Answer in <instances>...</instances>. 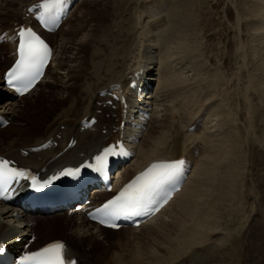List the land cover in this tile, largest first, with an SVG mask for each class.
<instances>
[{
    "label": "bare ground",
    "instance_id": "bare-ground-1",
    "mask_svg": "<svg viewBox=\"0 0 264 264\" xmlns=\"http://www.w3.org/2000/svg\"><path fill=\"white\" fill-rule=\"evenodd\" d=\"M38 1L40 0H0V30L10 27L9 25H11L12 21H17V19L24 16V13H22L24 8ZM195 1L196 0H152L150 5L146 4L142 9L144 12L142 14H146L145 18L151 19L148 20V22H150L146 27L153 31L159 28L157 23L164 19V17L159 16V14L162 13L165 8L168 9L165 18L168 17L170 22H172V27H174L172 33L169 35L172 44L177 45L175 46L179 56L185 58L182 62L194 60L197 56V49L194 46L197 40L194 31L197 28V22L194 20L197 18L194 19L195 13L192 10V5ZM86 2L81 3L77 7V10ZM111 2L114 3V0H97L92 2L88 6V9L90 7L92 10L89 13V16H91L89 21L91 22L93 20L95 25L93 27H86V25L83 31L80 29V31H77L78 36L75 35L77 36L76 38L64 42L61 46L62 54L60 56L63 60H60V62L57 61V52L55 50L52 64L49 65L43 80L33 91L20 99L17 104H9V102H7L6 105H3V103L0 104V109L3 110L4 113L7 114L11 111V113H16L17 117L20 118V122L15 123V115L12 120L13 126L11 127L10 125L4 130H0L1 142L4 140L3 134H6L8 130H10L13 136L15 135L18 137V140H20L18 144L21 146L17 149L13 147L7 148L10 149L8 150L10 151L8 155L12 156V159L18 160L21 166L26 168L30 167L37 172L45 171L44 176L55 169L68 165H78L114 137L113 129L116 119V117L114 118V114H117V117H119V112H111L108 107L103 108L97 105L98 103L104 104L107 101H111L110 97L102 96V92L106 89L108 90L114 84H119L121 88H126L125 82L127 76L140 68L146 69L149 76L153 77V70L149 71L148 67L149 63H151V66L157 67V81L159 82L157 87L158 94L156 98L153 99L152 103L155 106L158 102L169 101L172 102L170 106L178 110H174L176 113L171 114L170 107L164 104L160 105L163 108V116L165 119L158 120L157 118H152L146 134L137 131V137H144L141 138L142 141L137 148L135 147L136 157L131 162V165L123 166L117 173H114V176L116 175V180L121 177L125 178V176L129 178L130 174L140 170L148 162L155 160H173L185 156L193 161L194 158L192 159V156L196 149L205 155L203 156L204 159H194V166L190 178L185 183L184 188L160 211L155 219L139 227V229L120 230L118 232L97 229L94 225L83 219V217L81 218L76 213L70 211L49 217H26L20 211L14 213L13 210L7 211L0 208V243L9 244L10 247L14 249L18 244H22L21 242H23L24 239L27 241L28 236L31 234L38 236V246L45 245L55 240H63L68 242H66V244L70 247L69 252L71 255L81 261V258L88 254H85V250L81 251L72 248L69 243L79 245L83 243L94 244L98 248L103 247V249H105L104 246L107 242L104 240V234L107 233L108 235L116 236L123 231L125 234L120 235L121 239H118L119 241L116 245L121 248V251H118L119 254L124 253L126 255L127 253H131V259L127 264H234V262H236V264H264V220H258V218H261V214H263L261 187L264 188V174L262 178L252 180L254 181V190L252 193L256 196V202L253 201L255 203L254 206H251L250 210L245 208L242 209L243 198L242 191L240 192V190H242L240 189V176L242 175L243 164L242 147L244 146L247 149V144L249 145V142L254 141V146L258 147L257 150L260 156H264V140L260 143V140L255 136V129L257 126H254L253 123L254 119H260L261 122L264 123V92H261L258 98L259 107L255 108V97L252 98L248 96L251 92L256 94L255 88H251L253 91H245L246 97L244 101L248 103L246 107L247 116L238 119L239 121H243L244 118H247V127L245 130L233 126L236 113L232 114L224 108L220 109L219 106L217 108L214 106L216 108H214V111L216 116H220L218 119L220 120L219 124H217V128L220 130H217V128L211 130L210 127H208V123H211V121H207L208 119L203 111L198 110V112H195L199 107L194 106L193 108L195 109H193L191 106L194 104L193 102L191 103V100L195 93H182L186 81L179 79L178 76L173 77L174 72L170 71L168 67L169 61L161 58L163 60H157L155 66L153 65V57L149 56V53L148 55L145 53V56L140 54L145 58L144 61L139 60L138 57L131 60L133 44L129 43V38H126L127 33H123V30L119 29L118 35L124 34L125 40L119 47L112 48L107 51V53L103 54L104 58L101 59V62L92 63L93 65L89 63V65H87L85 63L86 59L84 57V52L89 44L91 46V44L97 43L106 34L108 28L104 25L100 27V25L103 23L105 19L104 16H106V13L112 5ZM166 2L168 3L165 7ZM14 6H17V8ZM244 7V11L252 15L249 19L241 20L240 17L237 18L238 25L244 28L241 29L238 38H244L248 25L252 24L250 28H252L255 33L252 35L255 46L248 49L249 53L247 55H245L244 52L242 53V51L241 53L244 54L243 61L245 65H250L254 70V74L261 80L259 85L262 88L264 87V80L261 79L256 72L258 70L260 75L264 76V0H250L248 6L244 5ZM238 12L240 13L241 11L239 10ZM72 17L73 14L68 17L65 23L59 28L58 32L51 36L52 39L61 33L64 26L67 25ZM81 17L80 20H83L85 23L86 13L84 12V15ZM195 17L197 16L195 15ZM13 18L17 19L13 20ZM116 31L118 32L117 25ZM164 31H159L160 33L158 32V35H151L152 31H150L149 38H146L149 34L147 35L145 33L146 35L144 37V33H142V39L145 42H158V46L161 47L162 45L159 44L158 39L165 35ZM259 31H263V33H257ZM10 37L11 33H8L6 42H9V39H11ZM138 38L140 39L139 36ZM127 44L128 46L126 47ZM145 46L150 51L155 50L150 47L151 45L149 46L146 44ZM241 48L243 50L244 46L242 45ZM68 49H75L76 53L69 54L67 52ZM0 51H5V60L11 58L12 46L10 43L0 45ZM97 51L99 50L96 49L95 53H97ZM66 52L68 54H66ZM134 55L136 56V54ZM255 57L256 59H254ZM256 61L258 64H256ZM71 62L75 64L73 68L70 67ZM53 66H58L60 70H65L66 80L72 82L71 85H73V88L70 86H63V84L60 86L65 90L67 95L66 101L77 99L75 103L69 104L66 109L62 110L55 117L48 118L47 120H50V124L46 121L41 127H35L37 129H34V125L25 119L27 116L20 112L18 105L21 102L29 100V98L37 92L39 86L43 84L49 76ZM1 69L2 59L0 57V70ZM247 74L250 76L249 73ZM1 83L2 80L0 79V95L6 92ZM79 84L81 90L78 91L77 87H79ZM182 94L184 97L181 101ZM42 96L41 99H37L38 101L29 103L27 108L37 109L38 106L46 103L49 111L47 112L52 113L58 108L56 104L59 106V104L62 103V100L57 101L54 94H49L48 96L43 94ZM79 96H81V98L78 99ZM173 98L174 100H172ZM209 101L206 105L204 104L203 110L205 112L207 109L211 108L212 101ZM213 103L212 107L214 105ZM8 105L10 108H8ZM238 105L239 110L237 112L240 115L241 107L239 103ZM188 106H191L190 112L181 111V108L186 109ZM99 110L103 112L102 115L97 114ZM106 114H110V118L106 119ZM87 115L97 117L98 124L95 126L94 131L80 133V120ZM207 115L209 116V114ZM203 116L206 117V119L203 118ZM189 122L190 124H188ZM155 123L156 129L153 128V124ZM184 123L187 124L185 130L182 128ZM194 125H196L195 130L189 132L188 128ZM62 127L63 129H61ZM243 127L245 126L242 125V128ZM103 130H105L107 134H103ZM215 131L217 132L216 134ZM250 134L251 136L247 138ZM59 135L61 138L57 139ZM51 138L59 145L56 149H50L36 154L29 152L31 148L39 146ZM70 138L77 140L76 146L59 155L66 147ZM10 143L13 144L12 142ZM20 150L28 151L29 155L22 157L20 153L22 151ZM0 156L3 155L0 153ZM196 164H198V167ZM247 165L249 170L252 171V175L254 173L259 174L262 170L258 169L261 164L258 163L253 152L247 155ZM262 166H264V164ZM214 178H216L217 181H214ZM225 184L226 187H224ZM107 197L108 195L96 193L94 200L99 202L107 199ZM246 199H244V201H246ZM225 200L231 201V212H233V214L235 213L239 217L246 214L245 222L241 224L243 227L239 230L238 237L233 238L232 233H229L233 238L230 245H225V238L228 234H222L225 231L221 232V234L213 233L208 236L209 233L215 229L220 228L224 230L221 221H218V219H221V210L223 211V208L220 210L222 207V205H220L222 204L221 201ZM253 216H256V218H253ZM165 217L169 219L162 221L157 228H151L153 224ZM4 220H10V222L13 220L17 226H12V228H10L5 222H2ZM57 232L62 233L61 239L53 237ZM141 236L143 238H140ZM247 243H249V247ZM84 247L86 248L88 245ZM93 252L95 251L93 250ZM119 254L116 256H119ZM116 256L113 255V258ZM109 259L110 258H108V260Z\"/></svg>",
    "mask_w": 264,
    "mask_h": 264
},
{
    "label": "rangeland",
    "instance_id": "rangeland-1",
    "mask_svg": "<svg viewBox=\"0 0 264 264\" xmlns=\"http://www.w3.org/2000/svg\"><path fill=\"white\" fill-rule=\"evenodd\" d=\"M95 1H97V0H85L84 2H86V3L83 6H81L79 10H77V9L75 10V12L73 13V17L69 20L67 25L64 26L61 33H59L58 36H56L54 39H52L53 43L55 44V49L57 52V61L60 62V60H63L62 57H61L62 59L60 58V56L62 54L61 46L64 44V42L66 40L76 38L78 36L77 31L79 29L83 31V28L86 25H87L86 27H93L95 25L93 20L91 22L89 21V19H91V16H89L90 15L89 13L92 10L90 9V7L88 9V6L92 2H95ZM246 1L247 0H196L192 5V8H193L192 10L194 11L195 15L197 16V17H195V15H194V19L197 18L194 20L197 22V24L195 22L197 28L195 27L196 29L194 30L195 31V37H197L196 44L194 45L195 48L197 49V56L194 60H186V61L182 62V60H185V58H183L182 56H179L178 52L176 51L177 45L172 44V40H171L170 35H169L172 33V30L174 27H172V22H170L169 18L168 17L165 18L166 14L168 12L167 8H165L164 11H162V13L159 14V16L164 17V19H163V21L157 23L159 28L156 29L155 31H153L152 29H149L148 27H146V26H148V23L150 22V21L148 22V20H151V19H146L145 18L146 14H142V13H144L142 10L143 7L146 4L150 5L152 3V0H114V3L111 2L112 5L110 6L109 11L106 13V16H104L105 19L103 20V23L100 25V27L104 25L105 27L108 28V30H107L106 34L104 35V37L101 38L100 41H98L95 44H91V46H90V44L88 45L86 51L84 52V57L86 59L85 63L87 65H89V63L92 64V63L101 62V59L104 58L103 54L107 53V51L111 50L112 48L119 47L123 43V41L125 40L124 34L118 35L119 29H121L124 31L123 33H127L126 38L127 39L129 38V41H130L129 43L133 44V51H132L131 60L135 59V57L136 58L138 57L139 60H144L145 58L142 57V55L145 56V53H147V55L149 53V56L153 57L152 58L153 62H157V60L160 61L163 59L169 61L168 67H169L170 71L174 72L173 77L178 76L179 79L186 81L184 83V88L182 89L183 90L182 93L183 94H184V92L195 93L192 96L193 98L191 100V103L193 102L194 104L191 106H192V108L194 106L199 107V109H196L195 112L196 111L198 112V110L203 111V113L205 114V116L208 119L207 121H211V123H208V127H210L211 130L216 129L218 127L217 124H219V121H220V120H218L220 118V116H216L215 111H214L218 106L220 109L224 108L232 114L236 113V116H234V120H233V122H234L233 126L237 127V128H241L242 130H245V128L247 127V118H244L243 121L238 120V119H241V118L247 116L246 107L248 106V103L244 101V99L246 97L245 91L246 90L253 91L251 88L252 87L255 88L256 94L254 92H251L248 95L249 97L251 96L252 98L255 97V101H254L255 108L259 107L258 98L261 95V92H264V87L261 88L259 85L261 80L259 79V77L256 76V74H254L253 68L250 65H245V62L243 61L244 60V54H242V53L244 52L245 55H247L249 53L248 49L253 48L255 46V44H254L255 41H253V37H252V35L255 33L253 32V29L250 28V27H252V24L248 25L247 30H246V36L242 39L238 38L239 33L241 32V29H244V28H241L240 25H238V23H237L238 19L237 18L240 17L241 20H244V19L251 18V15H252V14L246 13L244 11L245 10L244 5L248 6L250 0H248L247 2ZM84 2H82V3H84ZM167 3L168 2L165 3V7H166ZM194 4H196V5H194ZM14 7L17 8V6H14ZM239 10L241 11L240 13L238 12ZM84 12L86 13L85 23L83 22V20L82 21L80 20L82 18L81 16L84 15ZM137 12H139V13H137ZM143 15H145V16H143ZM116 25L118 27V32L116 31ZM120 26H122V27H120ZM135 30H137V31H135ZM140 30H141V32H140ZM150 31H152L151 35L152 34L158 35L159 31L165 32V35H163L162 37H160L158 39L159 44L162 45L161 47L158 46V42H145V41H143L142 38H143V36L145 37L146 34L147 35L149 34L146 37V38H149V36H150L149 32ZM142 33H144L143 36H142ZM248 33H249V35H248ZM257 33H263V31H259ZM75 35H77V36H75ZM116 35H117V37H116ZM138 36L140 37V39L138 38ZM144 42H145V44H144ZM146 44L149 46L151 45L150 47L154 48L155 50L150 51L148 48H146V46H145ZM242 45L244 46V48H243L244 51L241 48ZM127 46H128V44L126 45V47ZM157 47H158V49H157ZM240 48H241V50H240ZM245 48H246V50H245ZM96 49L99 50V51H97L98 54L95 53ZM143 51H144V53H143ZM241 51H242V53H241ZM67 52L69 54H75L76 50L75 49H71V50L68 49ZM67 52H66V54H68ZM134 54H136V56ZM140 54H142V55H140ZM161 58H163V59H161ZM254 59H256V57ZM174 60H175V62H174ZM81 61H82V59H81ZM9 63H10V61L5 65V67ZM256 64H258L257 61H256ZM73 65L75 66V64H73L71 62L70 67L73 68L74 67ZM65 72H66L65 70H60L58 66H56V67L53 66L51 69V72L49 73V76L47 77V79L43 82V84H41L39 86V88H38L39 91L37 90V92L31 98H29V100L19 103L18 107L20 109V112H22V114L27 116V118H25V119H27L28 121H30V123L32 125H34L33 126L34 129L41 127L44 123H46V121L48 123L50 121V120H47L48 118L55 117L62 110L66 109V107H68L69 104L76 102L77 98L71 99L70 101L67 102L66 101L67 95L65 93V90L60 87L63 84V86H66V87L70 86L73 88V85H71L72 82H69L66 80L67 78H66ZM247 73H249L250 76H248ZM256 73L260 76L261 79L264 80V76H261L258 70ZM77 90L78 91L81 90L80 84H79V87H77ZM43 94H45L46 96H48L49 94H54V96H56L57 101L62 100L61 101L62 103H60L59 106H58V104H56V106L58 108L56 107L57 109L55 112L54 111L52 113L50 112L51 114L48 113L49 112L48 107H47L48 105L46 103L41 104V106H38L37 109H32L29 107L27 108L29 103H31V102L34 103L35 101H38L37 99H41L43 97L42 96ZM183 94L181 96L182 97L181 101L183 100V97H184ZM243 94H244V96H243ZM75 97H77V96H75ZM194 97L197 98L198 100L195 99ZM79 98H81V96H79L78 99ZM172 100H174V98ZM209 100L212 101L211 102V108L207 109V111L205 112L203 110V108ZM212 103L214 104L213 107H212ZM238 103L240 104V107H241L240 115L237 112L239 110ZM156 104H157V105H155L156 109H155L153 117H152L153 119L154 118H157L158 120H163V118L165 119V117L163 116V114H164L163 108L160 105L164 104V105H167L168 107H170L171 108V110H170L171 114L176 113L175 111L178 110L176 108L173 109V106H170V105H172V102H169V101L168 102L167 101L158 102ZM191 106L186 107V109L181 108V111L190 112ZM193 109H195V108H193ZM8 113L12 114V115L13 114L16 115V113H11V111H9ZM207 114H209V116ZM206 117L203 116V118H205V119H206ZM30 118L32 119V122H31ZM16 122H20V118H18L17 115L15 116V123ZM253 123H254V126H257L255 129V136L257 137V139L260 140V143H262V140H264V123H262L260 119H254ZM49 124H50V122H49ZM188 124H190V122ZM153 125H154L153 128L156 129V123ZM242 125H244L245 127L242 128ZM186 126H187V124H185V123L182 125L183 130H185ZM213 126H215V127H213ZM35 127H37V128H35ZM39 129H41V128H39ZM217 130H220V129L217 128ZM216 133L217 132L215 131V134ZM168 134H170V133H168ZM5 136H7V137H5ZM250 136H251V134L248 135L247 138ZM3 137H4V140H2V142L0 141V153L1 154L5 153V151L10 150L7 148L13 147V148L17 149L19 146H21L20 144H18L20 141V140H18V137H16L15 135L13 136V134L10 132V130H8V132L6 134H3ZM10 142H12L13 144H11ZM254 143H255L254 141L249 142V145L247 144V149L244 146L242 147L243 164L245 165L246 168L242 164V175L240 176L241 177L240 186L242 187V188L240 187V189H242V190H240V192L242 191V198H243L242 202H243V206H244V207L242 206V209L245 208L247 210H250L251 206L252 205L254 206V203L256 202V198H255L256 196H254L253 195L254 193H252L254 190V187H253L254 181H252V180H258V179L262 178V175L264 174L263 173L264 172V166H262L264 164V156H260V154L257 150L258 147L254 146ZM199 152L200 153L197 156V158H199L200 160L204 159L203 156H205V155L201 151H199ZM250 152H253L255 154V156L258 160V163L261 164V166H260L261 168L258 167V169H260V170L262 169L259 172V174L254 173L252 175V171L249 170V168H248L247 155ZM197 167H198V164H197ZM215 180L217 181L216 178H214V181ZM224 187H226V184ZM261 191H262L261 194L263 196V200H261L262 211H263L262 213L263 214H261V218H258V220H260V221H261V219L264 220V188L261 187ZM250 195H252V196H250ZM226 198H227V194H226ZM244 199H246V201H244ZM253 201H255V202H253ZM246 202H247V204H246ZM221 203L222 204H220V205H222V207L220 208V210L223 208V211L221 210V212H222L221 219L222 220L218 219V221H221V224H222V227L224 230H221L220 228L215 229V230H213L214 232L211 231L210 232L211 234L209 233L208 236L212 235L213 233L221 234V232L225 231L222 233V234L228 233L227 235L225 234L226 235L225 245H227V244L230 245L233 238L238 237V234H239L238 232L243 227V225L241 226V224H243L242 222H245L246 214L243 216L241 215L242 217L240 216L241 217L240 218L235 213L233 214V212H231V208H232L231 207V201L225 200V201H221ZM224 205H226V206H224ZM231 214H232V216H231ZM253 218H256V216H253ZM168 219H169L168 217L161 219L159 222L153 224L151 226V228H157L158 225H160V223L162 221H165ZM229 220L232 222H230ZM11 221L12 222H10V220H4L2 222L3 223L5 222L7 224V226L10 228H12V226H17L16 223L13 222V220H11ZM0 222H1V220H0ZM239 222H240V224H239ZM253 225H254V223H253ZM36 231H37V234L39 235V232L37 229H36ZM227 231H230V232H227ZM143 232H145V231H143ZM229 233H232L233 236L231 234L229 235ZM123 234H125V233L123 231H121L119 235H116L115 237H109L108 238V234L105 233L104 234L105 235L104 240H105V242H107L104 246L105 249H103V247L98 248L94 244H86V243H83L80 245L79 244H71V243H69V244L72 246V248L79 249L81 251L85 250L84 246H87V245L92 246L94 249H100V250L102 249L99 257L96 254V252L87 253L88 255H86V256L91 255L90 257H92V258L95 257V258L90 259L88 257H85L86 263L97 264L94 262V260H97L98 264H99V262H101L100 264H111V263L112 264H125V263L127 264L128 261L131 259L130 258L131 253L130 254L127 253L126 255L124 253H122L123 255L119 254L118 251L120 252L121 248H120V246L118 247V245H116L117 242L119 241L118 239H121L120 235H123ZM141 234H143V233H141ZM53 237H57V238L61 239L62 233L57 232ZM140 238H143V237L141 236ZM148 243L150 244L149 240H148ZM249 243H247L248 247H249ZM88 250H90V248ZM114 253H116V254H114ZM85 254H86V252H85ZM117 254H119L120 257L116 256ZM113 255L116 257L113 258ZM108 258H110V259L108 260ZM116 259L117 260L119 259V260L117 261ZM113 261H114V263H113ZM117 262H120V263H117ZM234 264H236V262H234Z\"/></svg>",
    "mask_w": 264,
    "mask_h": 264
},
{
    "label": "snow or ice",
    "instance_id": "snow-or-ice-1",
    "mask_svg": "<svg viewBox=\"0 0 264 264\" xmlns=\"http://www.w3.org/2000/svg\"><path fill=\"white\" fill-rule=\"evenodd\" d=\"M60 2L62 0H48L41 7L48 9ZM18 36L19 58L15 66L7 73V77L9 85L23 94L34 85L36 78L41 74V68L50 58L51 53L48 46L31 29H20ZM117 147H119V151L116 150ZM116 155H125L122 146L113 145L106 148L103 153L95 157L96 164L87 165V167H92L94 171L103 175L108 157ZM181 164L182 162L152 165L136 180L126 185L115 199L97 209L99 215H93L92 218L107 227H116L114 221L120 217L130 218L158 211L170 198L163 193V186L178 173ZM78 172L79 169L69 168L64 170L62 175L75 176ZM19 179H27L24 172L8 167L7 161H0V199L8 198L5 185L10 187V182ZM50 183L52 180L40 183L34 177L32 178V185L37 191L47 187ZM0 251H3L2 244H0ZM20 264H76V262L66 258L63 243L54 242L25 255Z\"/></svg>",
    "mask_w": 264,
    "mask_h": 264
},
{
    "label": "water",
    "instance_id": "water-1",
    "mask_svg": "<svg viewBox=\"0 0 264 264\" xmlns=\"http://www.w3.org/2000/svg\"><path fill=\"white\" fill-rule=\"evenodd\" d=\"M5 94H6V92H3V93H2V95H5Z\"/></svg>",
    "mask_w": 264,
    "mask_h": 264
}]
</instances>
